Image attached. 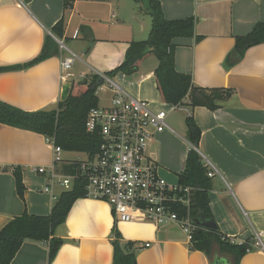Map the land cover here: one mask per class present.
I'll list each match as a JSON object with an SVG mask.
<instances>
[{
	"label": "crops",
	"instance_id": "1",
	"mask_svg": "<svg viewBox=\"0 0 264 264\" xmlns=\"http://www.w3.org/2000/svg\"><path fill=\"white\" fill-rule=\"evenodd\" d=\"M132 2L0 0V66L23 64L35 57L45 35L62 18L65 30L61 40L73 52L85 53L82 58L75 52L76 60L86 69L79 75L112 70L122 62L129 43L145 39L150 30V15ZM159 2L165 19L193 17L195 36H201L199 41L195 37L172 40L175 69L190 74L196 86L231 90L215 110L205 106L181 110L185 117L192 116L201 131L197 153L217 170L209 191L214 222L231 241L254 242V250L239 264H264V250L255 246L253 238L257 234L264 243V43L248 48L236 65H224L234 37L264 21V0ZM82 25L90 33L81 32ZM65 55L62 52L28 68L0 72V100L26 111L55 109L63 84L60 60ZM157 63L150 55L134 74L117 73L115 77L128 93L148 100L153 109H170V104L159 99L153 77ZM192 147L186 134L178 135L170 126L155 132L146 153L159 164L166 181L178 183L177 175ZM51 161V147L43 135L0 123V230L24 209L34 215L49 214L55 200L43 191L48 179L35 168L48 167ZM13 166L22 169L23 200L15 190ZM63 166L56 167L57 171H64ZM64 190L58 184L52 186L57 195ZM114 223L125 240L135 243L137 264H212L216 258L228 264L227 256L216 248L212 259L192 250L176 223L115 222L108 203L87 197L75 200L65 221L55 228V236L64 242L51 264H111ZM47 257L45 244L25 240L10 264H47Z\"/></svg>",
	"mask_w": 264,
	"mask_h": 264
},
{
	"label": "trees",
	"instance_id": "2",
	"mask_svg": "<svg viewBox=\"0 0 264 264\" xmlns=\"http://www.w3.org/2000/svg\"><path fill=\"white\" fill-rule=\"evenodd\" d=\"M134 1L140 6V10L150 15L148 36L142 40L131 41L122 62L104 73L110 78L117 73L132 75L139 63L153 55L158 62L153 77L162 102L170 105L180 104L189 109L196 106H205L211 110L218 108L219 102L230 96V89H206L196 86L190 74L175 69V46L172 40L176 37H195V40L199 41L201 36H195L194 31L195 19L187 17L168 20L163 16L159 0ZM64 30L65 22L62 18L50 29L58 39H63ZM80 31L84 34L90 33L84 25L80 27ZM88 41L91 43L92 40ZM261 43H264V21L256 22L248 33L234 37L233 50L224 60L225 67L236 65L248 48ZM62 52L57 41L47 34L40 52L35 57L23 64L0 66V72L28 68L49 57L59 56ZM101 83L102 79L95 73L87 74L80 82L71 80L68 98L64 102L58 101L57 107L50 110L26 111L0 100V123L41 134L45 138H53L54 144L66 152L94 154L98 150L100 140L96 133L86 131L85 123L89 110L98 105L96 89ZM185 124L188 142L197 146L201 136L199 127L190 115L185 117ZM63 170L70 172L72 168L63 166ZM207 171L200 155L190 148L185 166L177 177L180 185L193 188L189 213L196 228L192 233L191 249L203 252L212 259L216 248L217 252L227 256L228 264H239L245 254L254 250V242H233L220 232L217 225L213 229L202 227L203 222L214 221L209 206L212 177L207 175ZM12 174L17 196L23 200L25 186L22 169L13 166ZM79 198H85V194L82 181L76 180L70 189L58 194L49 214L34 215L24 209L19 216L12 218L0 230V264H10L25 240L45 244L48 250L47 264H51L64 242L55 236V228L65 221L72 204ZM174 209L179 213L185 212V208L181 206ZM110 243L111 264H137L135 243L122 237L116 223L112 226Z\"/></svg>",
	"mask_w": 264,
	"mask_h": 264
},
{
	"label": "built area",
	"instance_id": "3",
	"mask_svg": "<svg viewBox=\"0 0 264 264\" xmlns=\"http://www.w3.org/2000/svg\"><path fill=\"white\" fill-rule=\"evenodd\" d=\"M48 34L57 41L60 50L66 52L60 60L61 77L63 81H71L69 69L78 56L63 40L50 31ZM91 73L102 79L96 91L109 92L107 104L91 108L85 123L87 132L98 135V150L94 154L83 153L84 159H65L63 150L54 144L53 138H46L51 147V164L35 168V172L48 179L43 191L49 192L56 200L58 195L52 191L53 184L68 190L74 181L81 180L85 197L108 203L115 222L176 223L191 242L196 228L189 213L193 188L166 181L159 164L146 153L155 132L170 129L166 122L168 111L153 109L148 100L134 97L104 72ZM80 76L84 79L86 75ZM184 107L170 105V110ZM192 148L198 152L196 146ZM202 161L208 169L207 175L215 176L217 170L211 162L207 159ZM63 165L70 166L72 170L57 171L56 167ZM176 206L184 207L185 212L179 213L174 209ZM254 238L255 246L264 250L260 236L255 234ZM144 246H149V243Z\"/></svg>",
	"mask_w": 264,
	"mask_h": 264
},
{
	"label": "rangeland",
	"instance_id": "4",
	"mask_svg": "<svg viewBox=\"0 0 264 264\" xmlns=\"http://www.w3.org/2000/svg\"><path fill=\"white\" fill-rule=\"evenodd\" d=\"M129 1H131V2L133 1L135 3L134 0H129ZM64 43L66 44V46L68 48H71V46L68 43H66V42H64ZM63 52H64V54H66L65 51H63ZM75 52L78 53L79 55H81L82 58H84L85 53L81 54V53H79V51H75ZM85 71H86V69H85L83 63H81L79 60H75V62L72 65L71 69H69V72L72 73V76L70 77V79L75 81V82L82 81V77L79 75V73L80 72H85ZM113 80L123 87L121 82L116 77L113 78ZM79 87L83 88L82 86H79ZM74 90H76V89H74ZM108 94H109V92H107V91H98L97 90L96 91V96L98 98V104H100V105L107 104L106 97H107ZM159 99H160V96H159ZM164 108H165V110L168 111L167 116H166V122L177 132L178 135L185 136V134H186V133H184L185 132V121H184V119H185V115H186L185 110H181V109L170 110V109H168L167 106L164 107ZM62 157L75 158V159H84L85 155L72 153V152H63L62 153ZM168 172L171 175H175L173 170L169 169ZM254 241L256 242L255 238H254Z\"/></svg>",
	"mask_w": 264,
	"mask_h": 264
},
{
	"label": "water",
	"instance_id": "5",
	"mask_svg": "<svg viewBox=\"0 0 264 264\" xmlns=\"http://www.w3.org/2000/svg\"><path fill=\"white\" fill-rule=\"evenodd\" d=\"M70 86H71L70 80L63 81V84L61 85L59 101L64 102L68 98L70 94ZM202 227L213 229L216 227V224L214 221L209 220L203 222ZM212 264H224V262L223 260L216 258Z\"/></svg>",
	"mask_w": 264,
	"mask_h": 264
}]
</instances>
